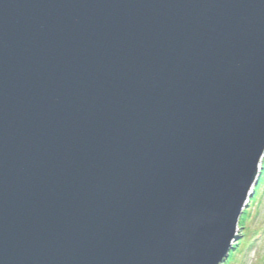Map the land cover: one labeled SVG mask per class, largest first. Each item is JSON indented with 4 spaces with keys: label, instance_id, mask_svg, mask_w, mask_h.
I'll list each match as a JSON object with an SVG mask.
<instances>
[{
    "label": "water",
    "instance_id": "water-1",
    "mask_svg": "<svg viewBox=\"0 0 264 264\" xmlns=\"http://www.w3.org/2000/svg\"><path fill=\"white\" fill-rule=\"evenodd\" d=\"M264 157V0H0V264H223Z\"/></svg>",
    "mask_w": 264,
    "mask_h": 264
},
{
    "label": "rangeland",
    "instance_id": "rangeland-1",
    "mask_svg": "<svg viewBox=\"0 0 264 264\" xmlns=\"http://www.w3.org/2000/svg\"><path fill=\"white\" fill-rule=\"evenodd\" d=\"M264 157L259 165L256 183L252 186L251 194L244 206L247 210L246 229L238 226L237 237L234 244L242 239V234L249 229L247 239L251 241L249 247L243 249L236 256L232 264H264ZM260 178V179H259ZM259 179V181H258ZM258 191V193H257ZM242 213V214H243ZM240 224V223H239Z\"/></svg>",
    "mask_w": 264,
    "mask_h": 264
},
{
    "label": "trees",
    "instance_id": "trees-1",
    "mask_svg": "<svg viewBox=\"0 0 264 264\" xmlns=\"http://www.w3.org/2000/svg\"><path fill=\"white\" fill-rule=\"evenodd\" d=\"M264 165V164H263ZM264 167V166H263ZM258 193V191H257ZM247 210L244 211V213L240 217L239 221V226H242V229H246V221H247ZM249 234V229H247L243 234H242V239H240L239 242L235 243L233 247L230 250L229 257L226 259V261L223 264H232L233 262L236 261V256L238 253H241L243 249L247 248L250 246L251 241L247 239Z\"/></svg>",
    "mask_w": 264,
    "mask_h": 264
}]
</instances>
